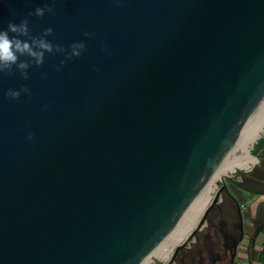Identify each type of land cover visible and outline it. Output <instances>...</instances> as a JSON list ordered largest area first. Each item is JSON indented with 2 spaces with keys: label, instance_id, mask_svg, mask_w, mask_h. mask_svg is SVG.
<instances>
[{
  "label": "water",
  "instance_id": "obj_1",
  "mask_svg": "<svg viewBox=\"0 0 264 264\" xmlns=\"http://www.w3.org/2000/svg\"><path fill=\"white\" fill-rule=\"evenodd\" d=\"M26 18L86 47L0 74V264H141L264 106V0H0Z\"/></svg>",
  "mask_w": 264,
  "mask_h": 264
},
{
  "label": "flooded vegetation",
  "instance_id": "obj_2",
  "mask_svg": "<svg viewBox=\"0 0 264 264\" xmlns=\"http://www.w3.org/2000/svg\"><path fill=\"white\" fill-rule=\"evenodd\" d=\"M244 183V180H230L226 187L222 186L196 233L172 254L166 264H237L241 243L245 239L251 241L254 236H247L242 202L245 194L263 191ZM229 184L232 192L229 191ZM237 201L241 206L243 222Z\"/></svg>",
  "mask_w": 264,
  "mask_h": 264
},
{
  "label": "bare ground",
  "instance_id": "obj_3",
  "mask_svg": "<svg viewBox=\"0 0 264 264\" xmlns=\"http://www.w3.org/2000/svg\"><path fill=\"white\" fill-rule=\"evenodd\" d=\"M264 132V106L240 135L230 154L221 163L208 183L203 187L197 198L183 214L176 227L168 236L143 260L150 261L151 256L165 260L171 255L175 245L185 242L198 225L200 219L213 198L218 179L234 171L236 168L250 169L257 162L252 154V147Z\"/></svg>",
  "mask_w": 264,
  "mask_h": 264
},
{
  "label": "clouds",
  "instance_id": "obj_4",
  "mask_svg": "<svg viewBox=\"0 0 264 264\" xmlns=\"http://www.w3.org/2000/svg\"><path fill=\"white\" fill-rule=\"evenodd\" d=\"M49 13L53 12L54 5H46L45 8H37L34 13L29 12L28 15L42 17L45 11ZM29 20L23 19L19 24L9 22L7 29H0V74H11L13 67L20 72V75L25 79H29L28 69L30 66L39 68L44 63L45 53H63L66 59L72 57H79L81 52L86 47L84 42L73 43L69 52L67 49L60 45H53L46 39L51 35L52 28H46L43 34L39 37L31 36L28 27ZM12 33L13 35H9ZM85 36H90V33L85 32ZM18 37H27L26 40H22ZM27 57L26 60H20V57ZM65 61H61L64 64ZM21 92L31 95V91L28 87H22L19 91L9 90L5 95L12 100H18ZM27 139H33V134L29 133Z\"/></svg>",
  "mask_w": 264,
  "mask_h": 264
},
{
  "label": "crops",
  "instance_id": "obj_5",
  "mask_svg": "<svg viewBox=\"0 0 264 264\" xmlns=\"http://www.w3.org/2000/svg\"><path fill=\"white\" fill-rule=\"evenodd\" d=\"M257 152H262L263 159L260 160L261 164L255 168L259 171H264V147L258 149ZM257 174L254 175V178L259 182H263V179ZM248 195L252 196H245L242 202V212L244 214L247 236H254L251 241L245 239L241 243V252L237 262L262 264L260 256L262 255L261 253H264V191Z\"/></svg>",
  "mask_w": 264,
  "mask_h": 264
},
{
  "label": "rangeland",
  "instance_id": "obj_6",
  "mask_svg": "<svg viewBox=\"0 0 264 264\" xmlns=\"http://www.w3.org/2000/svg\"><path fill=\"white\" fill-rule=\"evenodd\" d=\"M263 135H264V132L262 133V136ZM262 136L255 142V144H254V146L252 147V150H251L252 154L257 158V162L255 164H253L250 169L236 168L234 171H231L227 175H225L222 178L218 179L216 190L213 193V198H212L211 202L216 198V195L222 189V186L223 185H227L230 180H236L237 182H239V181L242 182L244 180V182H245L244 184H246L247 186L256 187L257 189H260L262 187L261 186V182L257 181L254 178L255 174L253 173V169L255 167H258L261 164L260 160L263 159L262 152H257L256 154L253 153L254 149H255V147L257 145V142L262 138ZM240 171H241V174L239 173ZM232 190L233 189L230 187V184H229V191L232 192ZM245 195L252 196V195H248V194H245ZM210 203L208 205H210ZM242 210H243V207H242ZM201 222H202V220L200 219L198 225L195 227V230L199 228V226L201 225ZM191 237H192V235H190V237L188 239H186L185 242H188L191 239ZM185 242H183V243H185ZM176 247H177V244L175 245V247H174V249H173V251H172V253H171V255L169 256L168 259L161 260V259L156 258L155 256H151L150 261H148L146 264H166L172 258V254H173V252H174Z\"/></svg>",
  "mask_w": 264,
  "mask_h": 264
},
{
  "label": "trees",
  "instance_id": "obj_7",
  "mask_svg": "<svg viewBox=\"0 0 264 264\" xmlns=\"http://www.w3.org/2000/svg\"><path fill=\"white\" fill-rule=\"evenodd\" d=\"M264 147V135L262 136V138L257 142V145L254 149V154L257 153L258 149L263 148ZM258 172V174H257ZM241 174V171L239 172ZM253 173L259 175V177H261L263 179L262 182V187L261 189L264 191V171H259L258 169H253ZM262 255L260 256V260L262 261V264H264V253H261Z\"/></svg>",
  "mask_w": 264,
  "mask_h": 264
},
{
  "label": "built area",
  "instance_id": "obj_8",
  "mask_svg": "<svg viewBox=\"0 0 264 264\" xmlns=\"http://www.w3.org/2000/svg\"><path fill=\"white\" fill-rule=\"evenodd\" d=\"M237 264H243V263H242V261H240V262H237Z\"/></svg>",
  "mask_w": 264,
  "mask_h": 264
}]
</instances>
